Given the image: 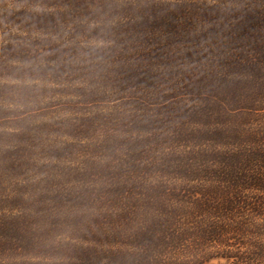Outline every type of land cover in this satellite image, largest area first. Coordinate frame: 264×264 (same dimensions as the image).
Listing matches in <instances>:
<instances>
[{"label":"trees","instance_id":"obj_1","mask_svg":"<svg viewBox=\"0 0 264 264\" xmlns=\"http://www.w3.org/2000/svg\"><path fill=\"white\" fill-rule=\"evenodd\" d=\"M264 264V0H0V264Z\"/></svg>","mask_w":264,"mask_h":264},{"label":"rangeland","instance_id":"obj_2","mask_svg":"<svg viewBox=\"0 0 264 264\" xmlns=\"http://www.w3.org/2000/svg\"><path fill=\"white\" fill-rule=\"evenodd\" d=\"M218 263H219V262H216V261L214 262V264H218Z\"/></svg>","mask_w":264,"mask_h":264}]
</instances>
